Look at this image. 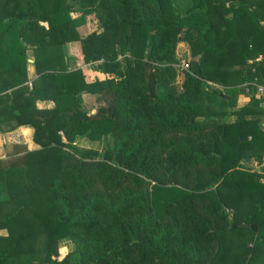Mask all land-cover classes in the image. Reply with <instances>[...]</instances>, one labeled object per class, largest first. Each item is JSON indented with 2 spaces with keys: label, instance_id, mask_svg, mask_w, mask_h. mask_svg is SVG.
<instances>
[{
  "label": "trees",
  "instance_id": "1",
  "mask_svg": "<svg viewBox=\"0 0 264 264\" xmlns=\"http://www.w3.org/2000/svg\"><path fill=\"white\" fill-rule=\"evenodd\" d=\"M174 2L0 0L1 113L40 146L0 161V264H264V0Z\"/></svg>",
  "mask_w": 264,
  "mask_h": 264
},
{
  "label": "crops",
  "instance_id": "2",
  "mask_svg": "<svg viewBox=\"0 0 264 264\" xmlns=\"http://www.w3.org/2000/svg\"><path fill=\"white\" fill-rule=\"evenodd\" d=\"M86 26L88 27L87 22L77 28L81 36H85L88 34V33L84 34L81 31V29L84 27L86 28ZM95 30L96 31L100 30L99 25L98 27L93 29V31ZM179 46L182 47L186 53H189L188 46L186 43L180 42L178 44V47ZM67 50H68V53L72 55L74 54L73 46L71 43L67 44ZM25 56H26L25 68H26V77H27V80L25 81V83H28L30 85V81L34 79L37 76V74L35 71L34 63H33V56L29 49L26 50ZM80 65H83V63L79 64L78 66ZM75 67L76 65L71 61L70 68H75ZM83 67L86 68L89 78L91 80H93L97 76L98 73L92 68H90L88 64L83 65ZM8 76H9L8 72L6 70H2L0 67V87L1 86L3 87L2 85L3 81L4 83L8 81L7 80ZM11 92H12V89H9L7 91V93H9L10 95H11ZM256 95L258 96V94ZM81 96H82V100L86 108H91L95 101V95L90 94L88 92H82ZM248 102H249L248 94L240 93L237 96L236 108L242 107ZM3 106H5V104L0 103V161L3 163H6V161H8L10 158L21 155L26 151L37 149L40 146L36 144L33 140V126L27 123L17 125L16 124L17 119L11 117L10 112L6 111L7 113H1V108ZM53 106H54V102L52 100H37L36 101V107L40 109L52 108ZM234 118L235 116H230L231 120H233ZM260 127L262 130H264V115L261 117ZM79 139L80 137H78L73 142V144L76 145ZM242 164L248 167H252L257 172L263 173V179H264V156H263L262 162L259 164H257L256 162H247V161H243ZM6 235H7L6 229L0 228V236L5 237ZM70 247H72V244L67 240H63L59 245V249L65 248V251H64L65 253L70 249ZM65 253H63V255Z\"/></svg>",
  "mask_w": 264,
  "mask_h": 264
},
{
  "label": "rangeland",
  "instance_id": "3",
  "mask_svg": "<svg viewBox=\"0 0 264 264\" xmlns=\"http://www.w3.org/2000/svg\"><path fill=\"white\" fill-rule=\"evenodd\" d=\"M181 3L182 5V0H179V1H176L174 2V4H177V3ZM73 16H76L78 15V13H72ZM86 22H87V25L88 27L86 26V28H82L81 31L86 34V33H89L90 31H93V29H95L96 27H98V22L96 20V18L94 17V15H88L86 16ZM89 18V19H88ZM75 44L73 45V50L76 51V48L79 52V48H78V45L76 47ZM176 57L177 59L179 60V63H182V62H188L191 58L189 56V53H186L184 51V49L182 47H178L177 49V53H176ZM182 72L181 70L178 72V76H177V81L178 82H181L182 80ZM106 141H107V136H103L100 140H89L85 137H80V139L77 141L76 143V147L82 149V148H92V149H96L98 151H100L101 153H103V151L105 150L106 148ZM65 251V248H62V249H58V256H54L55 259L59 260L63 253ZM40 254H39V251H37V253H35V257H38ZM27 259H21L20 261H14L15 264H28L27 263ZM8 264H11V263H8Z\"/></svg>",
  "mask_w": 264,
  "mask_h": 264
},
{
  "label": "built area",
  "instance_id": "4",
  "mask_svg": "<svg viewBox=\"0 0 264 264\" xmlns=\"http://www.w3.org/2000/svg\"><path fill=\"white\" fill-rule=\"evenodd\" d=\"M176 67L178 69L182 70H186L188 68V63L187 62H182V63H177ZM256 86V94H258V96L260 98H262V104L264 106V84H254Z\"/></svg>",
  "mask_w": 264,
  "mask_h": 264
}]
</instances>
